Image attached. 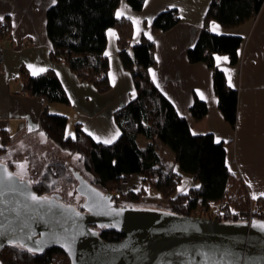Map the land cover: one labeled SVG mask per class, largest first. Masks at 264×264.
Instances as JSON below:
<instances>
[{
    "label": "trees",
    "instance_id": "16d2710c",
    "mask_svg": "<svg viewBox=\"0 0 264 264\" xmlns=\"http://www.w3.org/2000/svg\"><path fill=\"white\" fill-rule=\"evenodd\" d=\"M145 0H126L139 11ZM120 0H55L46 12V35L51 43L50 60L64 63L82 83L95 87L98 93L110 89L109 63L105 55L106 31H117L118 56L123 68L131 75L135 96L114 112L119 136L111 144H101L89 137L78 124L74 135L67 136V118L50 113L45 105L39 115V132L61 151L77 155L92 185L104 194L121 181L140 175L144 183L168 201L150 203L139 199L142 190L133 192L122 200H113L117 206H134L145 202L154 208L178 216H191L198 207L214 208L224 204L223 216L218 222H244L252 212V219L264 221V196L248 197L244 183L228 170L223 143H217L212 135H194L188 123L180 117L174 106L154 85L149 70L155 65L154 44L147 38L132 45V23L117 17ZM264 0H211L204 15V25L195 45L188 50L190 63H204L212 71V85L217 97L218 109L224 120L234 127L237 113V92L228 87L226 78L215 66L216 55H227L231 64L238 61V49L242 39L237 36L215 35L207 25L215 21L224 29L241 26L253 19ZM176 9L158 13L150 23L154 34L166 32L178 23ZM18 94L43 98L47 103L68 104V96L57 75L47 70L31 75L21 66ZM193 119L198 122L207 113L204 102L195 99L190 107ZM0 161L17 173L13 152L6 146L9 137L1 132ZM144 136L148 143L137 145L136 137ZM166 145L174 154V165L162 164L154 139ZM175 166V167H174ZM64 163L47 164L39 177L32 182L38 196L56 193L60 181L72 184L75 172ZM182 175L190 176L198 183L185 193H178ZM124 200V201H123ZM106 242H119L123 235L98 229ZM0 264H70L64 252L51 248L45 252L29 251L18 245H7L0 253Z\"/></svg>",
    "mask_w": 264,
    "mask_h": 264
},
{
    "label": "crops",
    "instance_id": "0c3cea01",
    "mask_svg": "<svg viewBox=\"0 0 264 264\" xmlns=\"http://www.w3.org/2000/svg\"><path fill=\"white\" fill-rule=\"evenodd\" d=\"M210 1L145 0L142 8L135 11L126 0H120L116 16L131 21L132 45L142 38L153 42L155 65L149 73L154 85L174 106L177 114L186 120L192 134H209L217 143L224 144L228 170L241 178L248 197L257 199L264 196V3L258 14L241 26L224 29L215 21L207 25L212 34L242 39L236 64H231L227 55H216L214 58L215 66L223 72L228 87L237 92L236 124L231 127L218 109L211 69L204 63H190L187 57L204 25ZM54 3L55 0H0V17L3 18L0 25L5 24L10 31L8 43L4 44L0 35V47L5 46L0 68V144L1 132H5L9 137L6 146L13 152L17 173L21 170L17 159L21 154L32 158L39 151V154L54 160L48 164H66L63 158L69 153L61 151L38 130V118L45 105L50 113L67 118V136L74 135L75 125L78 124L95 142L108 145L119 136L114 112L135 96L131 75L123 68L118 56L117 31L114 28L106 31L105 55L110 81V89L106 93L100 94L91 84L80 82L64 63L50 60L46 12ZM167 9H176L178 23L166 32L154 34L150 28L151 21ZM21 66L31 75L53 71L69 103H47L40 97L18 94ZM195 99L207 106L206 115L198 122L190 113ZM154 141L162 164L173 166V152L156 138ZM136 142L138 147L144 148L148 140L138 135ZM42 169L34 172L33 177L26 170L25 178L34 182ZM139 177L147 190L152 189ZM189 177V187L179 189L178 186V193L198 186ZM143 187L139 197L141 201L160 200L158 192L148 191L147 195ZM139 191L133 189V192Z\"/></svg>",
    "mask_w": 264,
    "mask_h": 264
},
{
    "label": "water",
    "instance_id": "95a60500",
    "mask_svg": "<svg viewBox=\"0 0 264 264\" xmlns=\"http://www.w3.org/2000/svg\"><path fill=\"white\" fill-rule=\"evenodd\" d=\"M79 208L60 195L38 196L0 161V253L18 245L64 252L70 264H264V221L218 222L154 208L117 206L75 174ZM36 197V199H33ZM123 235L106 242L98 229Z\"/></svg>",
    "mask_w": 264,
    "mask_h": 264
},
{
    "label": "rangeland",
    "instance_id": "374dc122",
    "mask_svg": "<svg viewBox=\"0 0 264 264\" xmlns=\"http://www.w3.org/2000/svg\"><path fill=\"white\" fill-rule=\"evenodd\" d=\"M1 26H4L5 30ZM9 33H10V31H9V29L7 28V26L5 24L0 25V35L2 37V40H3L4 44L5 43H8V41L10 39ZM4 48H5V46L4 47L3 46L0 47V54H2V56H3V50H4ZM36 153L37 154H35V156H33L32 158L26 157V155H22V154L18 156L17 159H18V163L20 165L21 170H19V172L16 173V174L22 180L26 179L25 178V175H26V172L25 171L26 170L27 171H30L31 174H29V172H28V174L33 177L34 176V172L39 171L42 168H44L45 165L48 164L49 161H54V160H51L50 157L44 156L45 154H39V151L36 152ZM63 161L66 162V164L68 165V168L73 173L75 172L77 174H80L82 177H84L86 179L90 178V176L86 172H84V169L82 167V164L78 162L77 155H75V154H68V155H66V157L63 158ZM187 178H188L187 175H183L182 182L179 185V189L182 186L189 187L188 186L189 185L188 182H190V180L187 179ZM189 178H191V177H189ZM128 182H129V184L131 186V190H133V189L134 190H138V189L139 190H142V187L144 186L142 184V182H141L140 177H139L138 174L131 176ZM137 183H139V184H137ZM75 186H76V181H74V183H72V184H67L63 180L60 181V185H59L56 193L60 195V198L62 199V201L65 204H71L75 200L76 201L78 200L79 202H81L82 199L76 193ZM143 188L147 192V195L149 194L148 191L149 192L155 191V190H152V189H149V188L147 190L146 189L147 187H145V186ZM125 198H121V200L122 199H125ZM128 199L127 200L125 199V202L126 203H129ZM151 201H153V200H151ZM167 201H168L167 199H163L160 196V200L154 201V202H163V203H165ZM154 202H150V203H154ZM133 205L134 206H138V207H145L148 204H145V202H143V203H135Z\"/></svg>",
    "mask_w": 264,
    "mask_h": 264
},
{
    "label": "built area",
    "instance_id": "2783aa9c",
    "mask_svg": "<svg viewBox=\"0 0 264 264\" xmlns=\"http://www.w3.org/2000/svg\"><path fill=\"white\" fill-rule=\"evenodd\" d=\"M4 30V26H1ZM3 65V56L0 54V68ZM131 190V186L128 181H121L115 186L110 192L109 195L112 196L113 200H121V198H125L129 195ZM224 213V204L222 202L218 203L214 208H206L205 206H201L196 208L191 212V216L196 218H207L213 221H218L222 218ZM252 220V212L250 211L249 216L246 221L250 222Z\"/></svg>",
    "mask_w": 264,
    "mask_h": 264
},
{
    "label": "flooded vegetation",
    "instance_id": "af4514ba",
    "mask_svg": "<svg viewBox=\"0 0 264 264\" xmlns=\"http://www.w3.org/2000/svg\"><path fill=\"white\" fill-rule=\"evenodd\" d=\"M70 205H73V206H75V207H77V208H79L80 210H82L81 208H80V202L77 200H75L74 202H72ZM49 250V249H48ZM47 251V250H46Z\"/></svg>",
    "mask_w": 264,
    "mask_h": 264
},
{
    "label": "snow or ice",
    "instance_id": "6c2138e0",
    "mask_svg": "<svg viewBox=\"0 0 264 264\" xmlns=\"http://www.w3.org/2000/svg\"><path fill=\"white\" fill-rule=\"evenodd\" d=\"M117 15H120V13H117ZM0 19H3L2 17H0ZM33 199H36V197H33ZM264 227V226H262ZM29 251H32L31 249H29Z\"/></svg>",
    "mask_w": 264,
    "mask_h": 264
}]
</instances>
